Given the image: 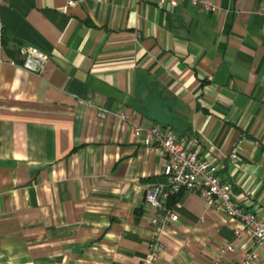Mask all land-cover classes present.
<instances>
[{
    "label": "crops",
    "instance_id": "crops-1",
    "mask_svg": "<svg viewBox=\"0 0 264 264\" xmlns=\"http://www.w3.org/2000/svg\"><path fill=\"white\" fill-rule=\"evenodd\" d=\"M211 1L218 12L188 0H1L0 264L145 258V189L168 181L166 156L111 113L120 107L199 137L234 199L264 215V0ZM35 49L42 72L22 65ZM177 199L154 264H234L254 246L200 193Z\"/></svg>",
    "mask_w": 264,
    "mask_h": 264
},
{
    "label": "built area",
    "instance_id": "built-area-1",
    "mask_svg": "<svg viewBox=\"0 0 264 264\" xmlns=\"http://www.w3.org/2000/svg\"><path fill=\"white\" fill-rule=\"evenodd\" d=\"M158 1L173 8L186 0ZM188 1L206 12L220 10L219 6L211 0ZM3 35V27L0 25V47ZM47 61V55L35 49L26 54L22 65L29 70L42 72ZM109 112L108 109H102L100 114L104 117ZM111 113L128 125L143 144L161 148L166 156L165 172L169 177L168 181L150 184L145 189L144 200L151 213L150 224L153 227V233L148 243L146 257L140 264H154L163 252L164 229L167 225L178 221L179 210L182 207L180 199L173 201L172 199L183 190L200 193L208 210L226 213L237 221L235 228L237 236L246 234L253 239L254 246L246 252L242 261L234 264L261 263V253L264 249V215L246 210L234 199L231 184L223 181L217 168L199 155L200 138L179 137L172 128L161 123L146 125L136 113L129 112L123 107ZM239 149L240 143L232 148L229 154L232 163L239 160ZM234 249L233 244H228L221 249V255ZM220 259L221 256L216 264Z\"/></svg>",
    "mask_w": 264,
    "mask_h": 264
},
{
    "label": "trees",
    "instance_id": "trees-1",
    "mask_svg": "<svg viewBox=\"0 0 264 264\" xmlns=\"http://www.w3.org/2000/svg\"><path fill=\"white\" fill-rule=\"evenodd\" d=\"M175 199H177V196L175 198H173L172 201L175 200Z\"/></svg>",
    "mask_w": 264,
    "mask_h": 264
},
{
    "label": "rangeland",
    "instance_id": "rangeland-1",
    "mask_svg": "<svg viewBox=\"0 0 264 264\" xmlns=\"http://www.w3.org/2000/svg\"><path fill=\"white\" fill-rule=\"evenodd\" d=\"M146 257V256H145ZM143 260V259H142Z\"/></svg>",
    "mask_w": 264,
    "mask_h": 264
}]
</instances>
